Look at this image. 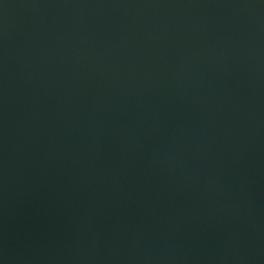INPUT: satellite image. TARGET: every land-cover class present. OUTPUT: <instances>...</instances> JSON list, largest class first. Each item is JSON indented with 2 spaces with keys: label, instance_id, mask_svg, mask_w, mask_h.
Here are the masks:
<instances>
[{
  "label": "water",
  "instance_id": "1",
  "mask_svg": "<svg viewBox=\"0 0 264 264\" xmlns=\"http://www.w3.org/2000/svg\"><path fill=\"white\" fill-rule=\"evenodd\" d=\"M0 264H264V0H0Z\"/></svg>",
  "mask_w": 264,
  "mask_h": 264
}]
</instances>
